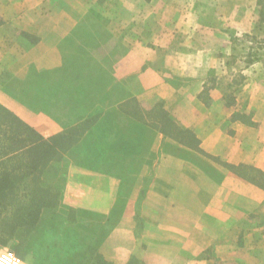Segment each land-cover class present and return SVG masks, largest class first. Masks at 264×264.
I'll return each instance as SVG.
<instances>
[{
  "label": "crops",
  "instance_id": "crops-1",
  "mask_svg": "<svg viewBox=\"0 0 264 264\" xmlns=\"http://www.w3.org/2000/svg\"><path fill=\"white\" fill-rule=\"evenodd\" d=\"M257 4L0 0V66L17 79L55 58L88 15L105 25L128 51L117 79L139 81L122 107L124 126L151 142L126 190L116 169L89 166L98 157L65 154L54 219L22 255L24 263L81 264L90 245L111 264H264V179L253 181L264 174V24ZM240 36L262 42L251 58L232 56ZM1 91L0 104L44 138L77 126L31 112ZM117 103L100 118L98 112L79 142H130L117 135ZM171 142L190 153L179 142H197L216 162L218 178L168 155ZM9 212L2 209L0 229ZM4 241L0 252L17 243L12 236Z\"/></svg>",
  "mask_w": 264,
  "mask_h": 264
},
{
  "label": "trees",
  "instance_id": "trees-1",
  "mask_svg": "<svg viewBox=\"0 0 264 264\" xmlns=\"http://www.w3.org/2000/svg\"><path fill=\"white\" fill-rule=\"evenodd\" d=\"M258 1L259 5L263 1L260 20L264 22V0ZM80 26H77L76 29H80ZM24 36L29 38L25 34ZM71 36L72 34L65 38L59 48L64 50L68 46L67 42L70 41ZM83 68V64H76L74 59L70 60L65 57L63 65L53 71H39L31 66L24 79L15 80L18 85L14 90L11 89L13 88L11 85H4L3 89L8 91V96L13 101L27 110L48 114L67 127L73 121L71 115L66 113L67 109L72 111L75 105L81 104L84 92L87 91V85L94 93L102 94V97L111 91L115 92V90L127 91L124 83H113V80L104 78L100 72L98 90L96 83L92 82V79L97 77V71L94 68L82 70ZM69 70L75 73L70 74ZM83 71H86V78L82 74ZM128 96L118 97L120 102L117 103V106L120 116L127 115L122 107L132 101V97L127 99ZM103 111L99 110V118ZM72 116L77 117L76 114H72ZM92 121H94L93 117H86L80 123L81 125L77 124L80 127H69L67 132L75 128H82L81 132L83 133L87 131ZM118 131V137H122L125 141L129 139L130 142H79L80 138L72 137L67 140L62 134L58 137L44 138L0 104V215L2 209L6 212L11 210L4 221L8 225L0 229V241L5 242V236L15 237L17 243L11 246L12 251L19 258L26 254L34 241L38 239L39 232L45 223L54 219L53 210L60 197V192H57L59 187L57 182L61 173V162L63 156L73 150H75L74 156L80 157L85 154L93 158L98 157L99 160L92 159L93 163L89 166L99 169V171L107 172L111 168L116 169L120 177V186L124 190L132 185L151 142H143L145 136L142 130H138L135 138L132 133L128 134L124 125H121ZM141 138L142 140L139 142ZM75 140L77 142H73ZM133 140L135 142H132ZM179 144L193 149L194 153L199 152L196 149L197 142H179ZM89 150L93 155L88 152ZM70 155L72 154L70 153ZM112 157L118 160L117 164L110 163ZM108 173L110 175L117 174ZM256 173L258 180L253 179V181L261 184L264 174ZM51 177L56 179V186L44 188L42 184L50 181ZM53 190L56 193H52ZM85 259L87 260H82L81 264H111L90 245L87 246V258L85 257ZM66 264H70V262ZM130 264L136 263L131 262Z\"/></svg>",
  "mask_w": 264,
  "mask_h": 264
},
{
  "label": "rangeland",
  "instance_id": "rangeland-1",
  "mask_svg": "<svg viewBox=\"0 0 264 264\" xmlns=\"http://www.w3.org/2000/svg\"><path fill=\"white\" fill-rule=\"evenodd\" d=\"M257 5L259 7L258 22L259 25H263L264 22L260 20L261 17L260 12L262 10L261 6L263 5V1L261 5H259V1H258ZM249 38L250 37L245 38L244 36L235 37V39L233 38V45H234L233 46L234 52L232 54L233 57L236 55H243V57L245 58H247L248 56H249L248 58L252 57V55L257 51L256 50L257 47H260L262 42L257 43L256 41H252ZM67 43H69L68 46L64 50L59 48L56 57L48 58V60L44 62L43 64L44 66L43 65H41L40 67L33 65L31 66H33L34 69L39 71L42 70L53 71L60 68L63 65V58L66 57V59H70V60L74 59L76 64H83L84 68L82 70H89L94 68L97 71V77L96 79H92V82L96 83L98 90L100 84L99 72L102 74L104 78L113 80V83L116 82L124 83L125 88L127 90L125 92H119L115 90V95L113 94V91H111L108 95L102 97L103 96L102 94H99V92L94 93L91 90V87H88L87 85V91L84 92V98H82L81 104L75 105L72 111L67 109L66 113H69V115H71V119H73V121L70 122L71 124L82 123V121L85 120L86 117L91 116L95 118L99 110H105L107 107L113 106L115 103L120 102L118 97L131 94V92L133 91V86L139 85L138 77L136 75H135L136 78H134L133 80L131 79L129 80L130 83L127 81H121L117 79L119 73L118 71L119 67H121V65L124 62V59L127 57L128 51L123 45H121L114 38H112L110 33L106 30L105 25L99 23L94 16L88 15L81 24L80 29H76L75 31H73L71 39ZM262 53H264V51ZM137 64L138 63L134 61L133 68L137 66ZM69 72L70 74L75 73L72 70H69ZM82 74L86 78V71H83ZM15 80L20 81L22 79H17L13 77L11 74L5 71V68L0 66V85L2 88L1 92H4L6 96H8L9 93L5 89H3V86L11 85V87H13L11 89L14 90V88L17 87L18 85L15 82ZM235 80H237V78ZM125 82H127V85ZM72 114H76L77 117L75 118L74 116H72ZM120 122H122L121 125H124V119L122 116L120 117ZM80 125L71 126V128L80 127ZM81 130L82 128H75L70 130L69 132H67L66 130L65 132L56 134L55 136L58 137V135L62 134L65 135L67 140L68 138L71 139L72 137L79 139L81 137L83 138V134H84V132L82 133ZM77 140L73 142H77ZM153 140H154V136L152 138V141ZM173 143L174 142H171V144L169 143V145L166 148V152L168 153V155L189 161L191 164L194 165L195 168L200 169V172L205 176H207L208 178H212V179L218 178L220 171H218V169L214 167V165H216V162L212 160L211 156L202 153L200 151L198 153H193V152L190 153L189 151L185 150V148L182 149L177 144H173ZM51 178L52 179L50 181H48L45 184H42L44 188L47 187L51 188L52 186H56L55 185L56 179L54 177ZM57 183L58 186L61 187L60 177ZM195 183L196 182H194V185ZM200 185L201 184L199 183V186ZM189 188H191V186Z\"/></svg>",
  "mask_w": 264,
  "mask_h": 264
},
{
  "label": "built area",
  "instance_id": "built-area-1",
  "mask_svg": "<svg viewBox=\"0 0 264 264\" xmlns=\"http://www.w3.org/2000/svg\"><path fill=\"white\" fill-rule=\"evenodd\" d=\"M0 264H25L24 261L10 250L0 252Z\"/></svg>",
  "mask_w": 264,
  "mask_h": 264
}]
</instances>
